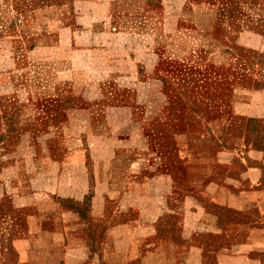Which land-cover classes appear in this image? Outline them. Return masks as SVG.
I'll use <instances>...</instances> for the list:
<instances>
[{
	"label": "crops",
	"instance_id": "obj_1",
	"mask_svg": "<svg viewBox=\"0 0 264 264\" xmlns=\"http://www.w3.org/2000/svg\"><path fill=\"white\" fill-rule=\"evenodd\" d=\"M256 1L98 0L94 16L114 24L105 35L122 38L123 44L86 49L91 66L85 62L81 69L91 70L89 79L74 85L90 88L82 96L91 106L76 110L71 119L84 122L78 133L93 166L107 167L102 174L94 169L96 178L122 186L101 196L123 198L106 211L123 214V221L109 222L106 228L118 233H109L100 263L88 262L87 238L74 232L81 228L71 220L73 210L52 200L51 211L34 208L29 214L27 235L15 241L11 264H264V149L245 144L240 150H217L211 134L228 133L226 120L219 131L205 118L199 130L191 125L180 130L173 99L163 89L176 79L158 74L168 61L243 70L248 56L229 41L236 36L246 54L256 53L252 48L260 47L264 13L244 11L260 9L261 1L264 9V0ZM67 4L72 12V1ZM218 54L224 58L220 63L214 59ZM133 70L155 76L140 79L135 89L136 81L127 79ZM114 72L123 79L117 98L110 91ZM149 84L157 89L155 104L141 93ZM132 90L137 93L129 94ZM262 92L257 85L237 83L234 112L264 117ZM82 180L78 186L85 189L76 187L72 194L98 197L89 191L90 181ZM56 207L60 217L53 214Z\"/></svg>",
	"mask_w": 264,
	"mask_h": 264
},
{
	"label": "rangeland",
	"instance_id": "obj_2",
	"mask_svg": "<svg viewBox=\"0 0 264 264\" xmlns=\"http://www.w3.org/2000/svg\"><path fill=\"white\" fill-rule=\"evenodd\" d=\"M69 1L73 3L72 12ZM97 2L0 0V259L3 264L15 261V241L27 235L31 211L34 208L51 211L52 200L55 201L52 205L73 210L71 220L76 228H81L74 232L87 238L91 254L88 262L100 263L109 233L113 232L112 236L118 233L106 228L109 222L123 221V214L106 213L115 205L113 201L123 203V198L119 195L108 201L101 196L113 190L122 191V186L96 178L94 169L102 174L107 167L103 163L93 166L85 141L78 133L84 122L71 119L75 118L72 114L76 110L91 106L82 96L90 88L74 85L89 79L91 70L81 69L85 62L91 66L92 54L86 49L123 44L122 38L105 35L115 30L114 24L94 16ZM262 7L261 1L260 9L248 6L244 11L260 14L264 13ZM238 9L234 4L231 11L236 13ZM153 19L159 25L157 16ZM259 25L260 47L252 48L256 53L246 54L247 47L240 45L236 36L229 41L234 47L241 46L244 56H248L243 70L223 64L197 66L168 61L164 71L158 73L160 77L176 79L173 84H164L163 89L173 99L174 120L180 130L187 125L199 130L205 118L213 121L212 128L219 131L226 120L228 133L211 134L217 150H240L245 144L264 149V117L237 114L231 102L239 82L257 85L264 95V27ZM214 59L220 63L224 58L218 54ZM129 76L127 79L136 81L133 85L137 89L140 79L154 78L155 74L133 70ZM118 77L114 72L110 91L115 98L122 93L123 79ZM141 89L151 99L149 102L155 104L156 87L149 84ZM129 92L135 94L137 90ZM259 105L264 109V101ZM83 178L90 181L89 191L98 197L87 194L89 197L76 198L72 194L76 187L85 189L78 186L83 184ZM57 207L53 214L60 217Z\"/></svg>",
	"mask_w": 264,
	"mask_h": 264
}]
</instances>
